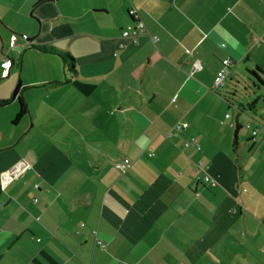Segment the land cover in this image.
<instances>
[{"label":"crops","instance_id":"1","mask_svg":"<svg viewBox=\"0 0 264 264\" xmlns=\"http://www.w3.org/2000/svg\"><path fill=\"white\" fill-rule=\"evenodd\" d=\"M5 55L0 264H264V0H0Z\"/></svg>","mask_w":264,"mask_h":264},{"label":"built area","instance_id":"2","mask_svg":"<svg viewBox=\"0 0 264 264\" xmlns=\"http://www.w3.org/2000/svg\"><path fill=\"white\" fill-rule=\"evenodd\" d=\"M144 30H145L144 23L140 19H135L133 24L127 25L122 30V36L130 38L132 42H136L138 35L141 34ZM23 38L25 39V37ZM11 44H13V39H11ZM230 63L231 61L228 58H224L221 60V67L218 69L213 79L212 90L215 91L217 89H220L224 85L225 77L227 75V71L230 66ZM10 66H11V60L9 59V57L6 55L3 56L2 59L0 60V68H1L2 77H5L8 74ZM199 69H201L200 62L197 60H194L191 64L190 74H192L195 70H199ZM226 116H228V114H226ZM248 124L247 126H249ZM187 127H188V123L186 121H179L174 124L173 129L174 131H179ZM255 133H256V129H252L251 134L254 135ZM184 145L185 146L192 145L196 149L200 148L199 141L195 137H192V136L187 138L184 141ZM149 155H152V153H149ZM129 163L130 161L128 158H123L120 162L115 163L114 166L116 167L118 171H124L129 166ZM197 167L198 165L195 166V169H197ZM12 174H13L12 171H10L9 173L8 172L2 173L0 175V186H3L5 180L11 177ZM202 178L205 183H210L211 185L214 184V181L209 180L208 176L203 175ZM34 186L37 187L38 185L35 184ZM33 200L35 201V199ZM83 225H84L83 223L80 224V226H83ZM91 234L95 236L96 231L94 229L91 230ZM95 239H96L97 245L104 246L100 239H98L97 237H95Z\"/></svg>","mask_w":264,"mask_h":264},{"label":"trees","instance_id":"3","mask_svg":"<svg viewBox=\"0 0 264 264\" xmlns=\"http://www.w3.org/2000/svg\"><path fill=\"white\" fill-rule=\"evenodd\" d=\"M36 47L40 50H44V51L48 50L49 52L55 53L56 55L60 57V59L62 60L63 66L68 71H70V73L75 72L73 57L68 52L59 50L54 47H48V49L45 48L44 46H36ZM247 74H248V78H250L252 81V85L255 88H258L259 90H262V96H264V80L262 78V75L264 76V73L259 68L255 67L252 70H247ZM16 92H17V87L14 90V96ZM17 99H18L19 109H18V113L16 114L15 120H17L19 117H22L27 111V106L22 96H18ZM249 110L251 112H254V109L252 108H250Z\"/></svg>","mask_w":264,"mask_h":264},{"label":"rangeland","instance_id":"4","mask_svg":"<svg viewBox=\"0 0 264 264\" xmlns=\"http://www.w3.org/2000/svg\"><path fill=\"white\" fill-rule=\"evenodd\" d=\"M245 75H248L247 74V71H245ZM242 86H243L242 83H240V85H237L236 91H233L230 94L231 95L230 96L231 98H233V95L235 94V97L233 98V102H232L233 106H235V107L237 105V101L238 100H242L244 102L245 99H246V96L245 95H247L246 94L247 92L244 90V88ZM256 92H259L261 94L262 93V90L256 91ZM254 96H256V95H254ZM263 97L264 96L259 97V100H258V103H257V104H259V106L263 105V101H264V98ZM243 105H245V104H243ZM260 112H261L260 111V108L257 107V111H255V113L254 112H251L252 115L250 117L251 118H254L256 120V122L261 123L262 121H260V120H264V114L263 113H260ZM253 114H255V115H253Z\"/></svg>","mask_w":264,"mask_h":264}]
</instances>
